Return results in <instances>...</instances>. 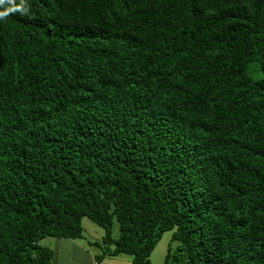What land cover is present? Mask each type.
I'll use <instances>...</instances> for the list:
<instances>
[{
	"label": "trees",
	"instance_id": "trees-1",
	"mask_svg": "<svg viewBox=\"0 0 264 264\" xmlns=\"http://www.w3.org/2000/svg\"><path fill=\"white\" fill-rule=\"evenodd\" d=\"M28 4L0 20V264L85 217L98 261L171 231L165 264H264V0Z\"/></svg>",
	"mask_w": 264,
	"mask_h": 264
},
{
	"label": "crops",
	"instance_id": "crops-1",
	"mask_svg": "<svg viewBox=\"0 0 264 264\" xmlns=\"http://www.w3.org/2000/svg\"><path fill=\"white\" fill-rule=\"evenodd\" d=\"M94 241L83 234L82 238H56L47 237L42 241H47L45 247L53 251V258L50 264H133L131 258L127 255L107 256L102 260H96V256L100 253V248L95 243H101L103 230L97 232Z\"/></svg>",
	"mask_w": 264,
	"mask_h": 264
},
{
	"label": "rangeland",
	"instance_id": "rangeland-1",
	"mask_svg": "<svg viewBox=\"0 0 264 264\" xmlns=\"http://www.w3.org/2000/svg\"><path fill=\"white\" fill-rule=\"evenodd\" d=\"M82 224H83L85 235L88 236L89 239L94 241V238L97 237L96 236L97 232H99L102 228L97 226L87 217L82 219ZM113 231H114V235L116 236L118 233V228H117L116 223L114 225ZM171 234H172L171 231H167L163 234L161 240L157 243L155 249L151 253V256H150L151 264H165L164 258H165V254L167 251L168 244L170 243ZM47 239L49 238L47 237ZM45 243H47V241L40 242L41 245H45ZM174 246H175V243H172V247Z\"/></svg>",
	"mask_w": 264,
	"mask_h": 264
},
{
	"label": "clouds",
	"instance_id": "clouds-1",
	"mask_svg": "<svg viewBox=\"0 0 264 264\" xmlns=\"http://www.w3.org/2000/svg\"><path fill=\"white\" fill-rule=\"evenodd\" d=\"M29 10L28 0H0V20L16 13L26 14Z\"/></svg>",
	"mask_w": 264,
	"mask_h": 264
}]
</instances>
